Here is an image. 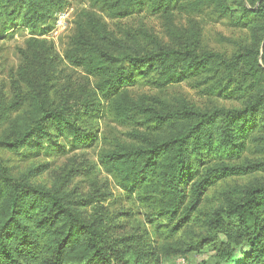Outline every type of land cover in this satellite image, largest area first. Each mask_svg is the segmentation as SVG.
<instances>
[{
    "label": "trees",
    "instance_id": "1",
    "mask_svg": "<svg viewBox=\"0 0 264 264\" xmlns=\"http://www.w3.org/2000/svg\"><path fill=\"white\" fill-rule=\"evenodd\" d=\"M236 1L233 6L228 0H90L101 15H81L65 56L97 79L96 92L85 102L57 106L47 83L34 72L31 77L26 73L32 91L30 121L2 114L0 129L4 124L9 128L0 135V149L28 159L39 157L53 136L49 124L69 140L71 150L88 148L95 136L85 128L105 101L121 123L133 120L166 128L155 137L134 134L137 145L103 153L107 171L125 192L138 196L150 220L188 218L217 180L264 170V161L229 164L223 158H238L254 131L264 130V0ZM204 4L251 29L252 45L234 41L238 51L227 57L201 50L197 35L170 48L146 31L116 35L104 18L128 19L146 9L154 14L197 10ZM64 5V0H0V32L16 24L36 31ZM193 77L212 83L217 96L235 88L242 108L203 110L185 101L173 105L129 92L140 83L165 88ZM261 140L258 150L264 153V135ZM32 173L16 177L0 159V264H152V259L157 264L155 250L133 247V238L119 242L133 245L126 251L116 248L102 218H85L60 189L31 182ZM207 225L224 236L228 258L244 246L248 252L242 264H264V183L227 194ZM177 231L175 227L172 233Z\"/></svg>",
    "mask_w": 264,
    "mask_h": 264
},
{
    "label": "rangeland",
    "instance_id": "2",
    "mask_svg": "<svg viewBox=\"0 0 264 264\" xmlns=\"http://www.w3.org/2000/svg\"><path fill=\"white\" fill-rule=\"evenodd\" d=\"M64 1L65 5L36 31L16 24L0 32V116L7 113L11 119L30 121L32 91L26 73L31 77L34 72L42 83H47L50 100L57 106L85 102L96 92L97 79L71 65L65 54L73 46L81 15H101V12L90 0ZM228 2L233 6L237 3L236 0ZM104 18L116 35L126 30L146 31L170 48H179L199 35L201 50L230 57L238 51L234 41L242 46H250L253 42L251 29L239 27L235 17L222 16L211 4L201 5L197 10L161 14L146 9L122 20ZM204 79L193 77L165 88L140 83L129 88V92L133 96L158 97L173 105L185 101L203 110L242 108L241 96L235 88L225 96H217L211 90L212 83L203 84ZM100 104L96 117L91 119L92 124L85 128L89 130L87 133L95 136L90 147L71 150L69 140L59 136L57 126L49 124L53 136L45 142V151L39 157L28 159L0 149V159L14 176L31 170V182L60 189L85 218H102L112 243L121 251L133 245L135 248H153L158 257L157 264H242L248 249L241 246L228 258L229 247L223 245L224 236L210 229L207 221L234 189L264 183V170L217 180L204 192L197 210L186 219L178 216L173 222L165 218L150 220V214L142 207L138 196L125 192L117 178L107 171L102 154L119 145H137L134 134L155 137L165 133L166 128L146 127L133 120L121 123L107 102L100 101ZM8 128L9 124H4L0 135L6 134ZM263 135L264 130H255L238 158L223 156L226 163L264 161V153L258 150ZM190 188L191 185L188 191ZM175 227L178 231L172 233ZM127 238H133V245L128 241L124 245L119 243ZM150 262L156 264L153 259Z\"/></svg>",
    "mask_w": 264,
    "mask_h": 264
}]
</instances>
